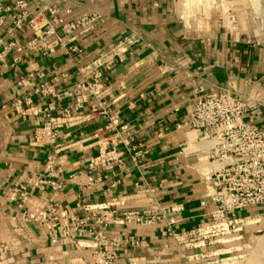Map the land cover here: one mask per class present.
I'll list each match as a JSON object with an SVG mask.
<instances>
[{"label":"crops","instance_id":"1","mask_svg":"<svg viewBox=\"0 0 264 264\" xmlns=\"http://www.w3.org/2000/svg\"><path fill=\"white\" fill-rule=\"evenodd\" d=\"M181 1L27 0L36 20L23 28L12 18L19 9L5 11L0 242L8 250L0 264H95L96 244L114 253V264H229L233 257L222 258L220 240L207 235L214 139L184 121L204 92L230 89L248 99L244 120L264 132V6L259 15L244 7L234 20L228 10L188 21ZM49 9L63 22L93 13L100 20L76 42L31 46L52 20ZM95 65L102 91L77 92ZM65 107L71 113L62 119ZM50 119H58L53 137H40ZM104 144L123 151V166L90 168ZM52 204L57 213L48 212ZM262 209L240 218L263 216ZM132 211L158 218L138 224L125 219ZM64 215L99 236L63 237Z\"/></svg>","mask_w":264,"mask_h":264},{"label":"built area","instance_id":"2","mask_svg":"<svg viewBox=\"0 0 264 264\" xmlns=\"http://www.w3.org/2000/svg\"><path fill=\"white\" fill-rule=\"evenodd\" d=\"M14 8L19 9L18 13L13 14V22L16 27L23 28L26 24L35 25L36 17L30 16L28 12L27 0H17ZM14 8L0 6V28L4 25L6 10ZM52 20H48L45 29L36 34L30 40V45L35 46L38 40L44 45L53 43L76 42L79 38L93 29L99 22L98 14H89L70 21H61L55 9H49ZM228 18L234 20L232 11H228ZM53 39V40H52ZM73 50H78L77 46H72ZM101 65L92 66L90 77L79 83L76 91L88 92L98 95L104 84L101 81ZM27 77H21L19 84L23 85ZM46 86L41 85V90L45 91ZM201 88H199L200 90ZM70 93V92H69ZM67 91L63 95L69 94ZM59 94L58 96H61ZM248 99L230 89L219 92L208 91L202 94L193 109L188 113L184 125L200 130L205 135L212 136L214 144L208 152L210 160L217 166L213 173L207 177L213 194L211 200L214 209L210 212V228L231 225L234 221L241 220L240 215L249 208H264V132L251 122L244 120L248 112ZM71 113L70 107L62 109L60 118L66 119ZM58 119H50L46 122L41 131L40 137H53V128ZM124 127V126H123ZM123 151L115 145H101L98 153L94 155L89 163L91 169L98 166L105 170L113 169L115 165L123 166ZM25 195V191L21 192ZM60 205L52 204L49 206L50 214L57 213ZM40 220H46L47 216L40 215ZM158 215L153 211H132L125 217L135 223H148ZM167 229L168 232H171ZM63 237L78 239L85 234H95L94 229H86L83 221L74 218L68 219L64 215L63 222L59 227ZM204 232L200 228L196 229V234ZM8 247L0 242V255L4 254ZM95 264H114L115 255L106 248L95 245L93 252Z\"/></svg>","mask_w":264,"mask_h":264},{"label":"rangeland","instance_id":"3","mask_svg":"<svg viewBox=\"0 0 264 264\" xmlns=\"http://www.w3.org/2000/svg\"><path fill=\"white\" fill-rule=\"evenodd\" d=\"M181 4L184 5L186 19L197 21L203 18L206 20L212 17L213 13H216L215 16H217L220 12L228 10L237 16V13L244 11L245 8L248 10L247 13H244L245 15H259L263 11L264 1L250 0L245 3L182 0ZM262 212L264 209L260 211V213ZM208 230L207 235L210 241L220 240V242H216V246L221 245L218 247L221 252H224L221 257H233L231 260H227L229 264H264V215L244 218L234 221L231 225L211 227Z\"/></svg>","mask_w":264,"mask_h":264},{"label":"bare ground","instance_id":"4","mask_svg":"<svg viewBox=\"0 0 264 264\" xmlns=\"http://www.w3.org/2000/svg\"><path fill=\"white\" fill-rule=\"evenodd\" d=\"M258 6V5H257Z\"/></svg>","mask_w":264,"mask_h":264}]
</instances>
